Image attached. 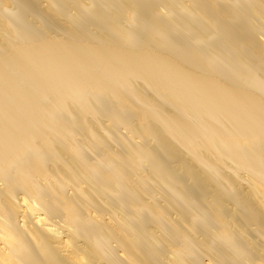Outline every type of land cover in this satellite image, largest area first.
Returning a JSON list of instances; mask_svg holds the SVG:
<instances>
[{
    "label": "bare ground",
    "instance_id": "1",
    "mask_svg": "<svg viewBox=\"0 0 264 264\" xmlns=\"http://www.w3.org/2000/svg\"><path fill=\"white\" fill-rule=\"evenodd\" d=\"M0 264H264V0H0Z\"/></svg>",
    "mask_w": 264,
    "mask_h": 264
},
{
    "label": "rangeland",
    "instance_id": "2",
    "mask_svg": "<svg viewBox=\"0 0 264 264\" xmlns=\"http://www.w3.org/2000/svg\"><path fill=\"white\" fill-rule=\"evenodd\" d=\"M181 153H182V154H184V152H183V151H181Z\"/></svg>",
    "mask_w": 264,
    "mask_h": 264
}]
</instances>
